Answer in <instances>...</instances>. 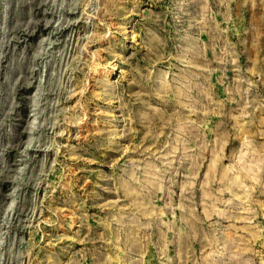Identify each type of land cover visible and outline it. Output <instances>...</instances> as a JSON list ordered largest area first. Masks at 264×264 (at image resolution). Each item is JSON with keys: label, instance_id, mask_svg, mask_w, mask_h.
Instances as JSON below:
<instances>
[{"label": "rangeland", "instance_id": "obj_1", "mask_svg": "<svg viewBox=\"0 0 264 264\" xmlns=\"http://www.w3.org/2000/svg\"><path fill=\"white\" fill-rule=\"evenodd\" d=\"M0 264H264V0H0Z\"/></svg>", "mask_w": 264, "mask_h": 264}, {"label": "bare ground", "instance_id": "obj_2", "mask_svg": "<svg viewBox=\"0 0 264 264\" xmlns=\"http://www.w3.org/2000/svg\"><path fill=\"white\" fill-rule=\"evenodd\" d=\"M111 72V71H110Z\"/></svg>", "mask_w": 264, "mask_h": 264}]
</instances>
